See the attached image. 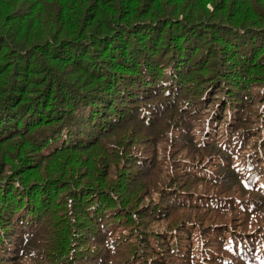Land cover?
<instances>
[{"label": "trees", "instance_id": "trees-1", "mask_svg": "<svg viewBox=\"0 0 264 264\" xmlns=\"http://www.w3.org/2000/svg\"><path fill=\"white\" fill-rule=\"evenodd\" d=\"M0 264H264V0H0Z\"/></svg>", "mask_w": 264, "mask_h": 264}]
</instances>
